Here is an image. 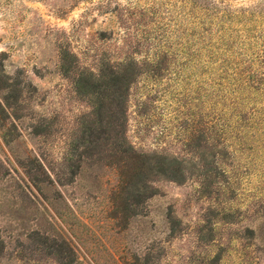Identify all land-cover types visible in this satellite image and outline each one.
Returning <instances> with one entry per match:
<instances>
[{
  "label": "rangeland",
  "instance_id": "obj_1",
  "mask_svg": "<svg viewBox=\"0 0 264 264\" xmlns=\"http://www.w3.org/2000/svg\"><path fill=\"white\" fill-rule=\"evenodd\" d=\"M0 264H264V0H0Z\"/></svg>",
  "mask_w": 264,
  "mask_h": 264
},
{
  "label": "trees",
  "instance_id": "obj_2",
  "mask_svg": "<svg viewBox=\"0 0 264 264\" xmlns=\"http://www.w3.org/2000/svg\"><path fill=\"white\" fill-rule=\"evenodd\" d=\"M78 81H82V79L81 80L79 79ZM83 81H85V80L83 79ZM86 81L85 82L88 83V80H86ZM89 81H90L89 87H92V88L98 87V85L95 84L96 82H94L93 80H89ZM79 84H80V82H79ZM126 84L127 83L124 79L119 80L118 77H114L111 80V85H108V87L106 89V91H108V92L110 91V96H112V97L114 96V101L117 102L116 104L118 105L120 117L122 116V112H123V99H124V95H125V90L127 89ZM77 89L79 90V92H83V93L89 92V91H86V87L84 85H81V86L79 85V87H77ZM104 123H107L106 125L108 126L109 129H111V131L113 130V127L116 125L115 122H114V124H112V122H110V121H104L103 122V120L99 118L100 126H104ZM116 126H118V127L121 126V119H120V123H118ZM89 143H90V141H89ZM110 144H112V143H110ZM141 172H142L141 170H138V173L140 175H141ZM171 178H175V177H171Z\"/></svg>",
  "mask_w": 264,
  "mask_h": 264
}]
</instances>
